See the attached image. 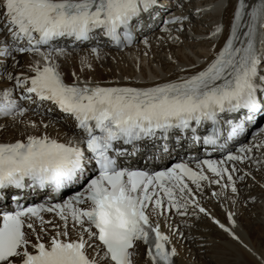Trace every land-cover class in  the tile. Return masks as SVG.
<instances>
[{
  "label": "snow or ice",
  "instance_id": "obj_1",
  "mask_svg": "<svg viewBox=\"0 0 264 264\" xmlns=\"http://www.w3.org/2000/svg\"><path fill=\"white\" fill-rule=\"evenodd\" d=\"M157 7L158 0H0V35L5 37L0 58H11L14 68L17 55L40 58L28 64L27 73L0 72V85L10 84L0 86V119L25 124L22 139L0 141V200L16 205L0 209V264H135L141 244L147 264H175L179 253L173 237L183 240L184 233L173 223H166L165 233L160 223L173 215L206 217L243 244L233 231L235 213H227L231 227L226 226L201 198L208 186L220 188L211 192L217 199L238 194L237 181L250 174H240L236 164L252 160L253 147L264 145L238 148L219 161L199 160L196 168L179 162L149 171L119 161L129 154L124 146L135 154L140 142L167 140L173 132L180 134L178 141L190 134L196 145L216 146L222 124L230 126L227 139L232 140L264 115V0L251 5L237 0L220 51L204 68L182 69L175 79L150 86H131L127 77L123 85L94 83L84 76L95 71L85 56L80 74L73 71V82L67 83L57 63L69 48L56 41H71L72 51L100 37L117 47L130 44L133 23ZM181 21L173 17L165 23ZM220 32L218 26L213 35ZM90 51L99 57L98 47ZM49 105L74 123L64 141L47 132L59 122ZM29 112L50 119L24 121ZM89 168L94 175H87ZM73 188L62 202L20 203L28 189L63 194ZM45 213L53 219H45Z\"/></svg>",
  "mask_w": 264,
  "mask_h": 264
},
{
  "label": "bare ground",
  "instance_id": "obj_2",
  "mask_svg": "<svg viewBox=\"0 0 264 264\" xmlns=\"http://www.w3.org/2000/svg\"><path fill=\"white\" fill-rule=\"evenodd\" d=\"M185 1L187 3L193 2V0ZM199 1L202 3L211 2L212 4H218L221 0ZM246 2L251 5L255 0H246ZM236 5L237 0H226L219 15L221 19V34L216 41L203 38L188 40L184 35L178 32L162 33V36L159 38H155L151 42L139 43L123 53L102 49L98 58L96 54L91 53L90 49L84 48L79 51H69L67 56L57 58V63L60 65V70L64 74V79L67 83L73 82L71 76L73 71L80 74L81 59L85 56L88 57V60L93 66L97 63L96 58L99 60L104 58L107 62L116 59L114 67H112L113 69H107L104 66L105 69L102 70L103 73L100 71L97 74L95 71L98 70L95 69L94 72H86L84 74L87 79L94 83L99 82L104 84L111 83L112 81H119V83L123 85L128 83V81L124 79L127 77L131 82V86H150L156 82L175 79L178 75L183 74L182 69H192L193 65L196 66V70L204 68L207 63L215 57L216 53L220 51L228 37L229 24L233 18ZM216 17V14H207L204 20H213ZM204 25L200 24V26H198L191 24L192 30L195 32L207 31L211 27L209 24ZM4 38V36L0 35V39ZM259 39L260 36L258 35L257 42H259ZM107 54L109 57L105 56ZM17 59L19 60V65L17 67L14 68L12 66L13 62L11 63V71L13 73H27L28 64L32 60L40 58L24 54L17 55ZM5 62L8 63V59H6ZM67 72H69V74H66ZM84 76L81 78H84ZM0 86L7 87L10 86V84L6 81L4 85ZM49 107H53L52 118L57 119L59 122L50 125L47 132L49 135L58 137L61 141H64L68 135H71V128L74 127V123L70 118L65 122L63 114L55 110L54 106L49 105ZM22 119L24 121L31 120L37 123H39V120L43 119L47 123L50 118L29 112L26 113ZM258 122L259 120L256 119L252 123ZM55 127L57 128L56 130ZM24 135V123H12L9 119L0 120V141H14L16 139H22ZM261 135H264V133H261ZM253 145L254 144L247 143L242 147L248 148L253 147ZM249 155L253 156L252 160L240 163L241 166L246 167L254 177L253 180H249V178L246 179L248 187H245L244 184L237 183L239 189L238 194L232 195L229 192L228 198H223V200L222 198L217 199L211 196L212 191L219 192L220 188L216 190L206 188L207 190H205L204 196L201 198L203 206L226 226L231 227L227 219V213H235L234 219L236 221V227L233 231L240 237L243 244L232 240L206 217H201L197 221L194 217L181 218L173 215L168 220L184 233L183 240L178 237H173V244L179 253V255L175 257V264H196L195 262H191L190 256L188 255L189 257H187L186 253L198 256L204 255L209 261H204L203 264H261V261H264V172H262L264 171V153L253 147ZM256 160L261 161V163L259 165L254 163L253 161ZM243 172L245 171L242 170L240 174H243ZM235 198L238 199V201L236 202V206L234 205V208H232ZM260 200L262 203H258ZM238 221L240 222L239 225H237ZM187 224H195V227L189 228ZM161 227L162 231L165 233L168 232V228L163 224H161ZM73 238H75V234H73ZM45 239H47V237H45ZM198 243L202 245L198 246ZM244 245L248 247L245 248ZM248 248L252 251L249 252ZM201 250H205V252L202 254L199 253ZM258 257L259 259H257ZM220 258L225 260L224 263H222L223 260ZM134 260L135 264H147L144 246H139Z\"/></svg>",
  "mask_w": 264,
  "mask_h": 264
},
{
  "label": "rangeland",
  "instance_id": "obj_3",
  "mask_svg": "<svg viewBox=\"0 0 264 264\" xmlns=\"http://www.w3.org/2000/svg\"><path fill=\"white\" fill-rule=\"evenodd\" d=\"M117 53H118V52H117ZM120 53H121V52H120ZM105 56L109 57L108 54L105 55ZM98 58H99V57H98ZM98 58H96V59H97V61H96L97 63H95V66H94V68L96 67L95 69H97L98 71H95V73L98 74L100 71L102 72V70L105 69V68H107V69H113L112 67H114V61H110V62L108 61L109 64H108L107 61H105V62H104L105 65L103 64V67H100V66H99V63H98V61H100V60H99ZM100 58H101V57H100ZM96 59H95V60H96ZM102 60L104 61L105 59L103 58ZM115 60H116V59H115ZM112 62H113V63H112ZM115 62H116V61H115ZM110 63H111V64H110ZM104 66H105V68H104ZM92 72H94V71H92ZM102 73H103V72H102ZM66 74H69V72H67ZM39 121H40V120H39ZM57 127H58V126H57ZM56 129H57V128L55 127V130H56ZM263 177H264V176H263ZM204 198H205V197H204ZM205 199H206V198H205ZM208 199H209V198H208ZM222 200H223V198H222ZM237 201H238V199L235 198V201H234V204H233L232 208H234V205L236 206V202H237ZM223 202H224V201H223ZM220 207H221V206H220ZM223 208H224V207H223ZM239 223H240V222L238 221V222H237V225H239ZM256 231H257V230H256ZM199 245H202V244H201V243H198V246H199ZM192 247H194V246H192ZM203 252H205V250H204V251H202V250L199 251V253H201V254H202ZM218 254H219V253H218ZM186 255H187V257L190 256L189 258H190L191 262H195L196 264H201V263L203 264L204 261H209V259L206 258L204 255H202V256H198V255L188 254V253H187ZM188 255H189V256H188ZM219 255H220V254H219ZM187 259H188V258H187ZM220 259L223 260V258H220ZM222 260H221V261H222ZM188 261H189V259H188ZM224 261H225V260H223L222 263H224Z\"/></svg>",
  "mask_w": 264,
  "mask_h": 264
}]
</instances>
